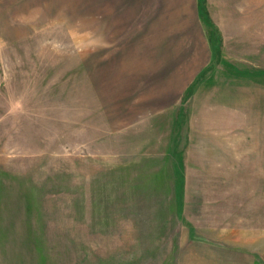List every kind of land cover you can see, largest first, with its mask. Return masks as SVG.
Listing matches in <instances>:
<instances>
[{
	"label": "rangeland",
	"instance_id": "1",
	"mask_svg": "<svg viewBox=\"0 0 264 264\" xmlns=\"http://www.w3.org/2000/svg\"><path fill=\"white\" fill-rule=\"evenodd\" d=\"M76 1L0 0V264H176L189 231L264 236V0H197L210 61L127 126L91 82L125 38Z\"/></svg>",
	"mask_w": 264,
	"mask_h": 264
},
{
	"label": "crops",
	"instance_id": "2",
	"mask_svg": "<svg viewBox=\"0 0 264 264\" xmlns=\"http://www.w3.org/2000/svg\"><path fill=\"white\" fill-rule=\"evenodd\" d=\"M75 5L90 7L89 21L100 32L125 38L115 47L122 61L91 63L92 86L113 117L110 125L127 116L122 126L132 120L134 125L153 123L154 114L161 116L184 98L210 61L197 0H90ZM215 230L189 231L180 241L176 264H264V236L245 237L239 231L226 236Z\"/></svg>",
	"mask_w": 264,
	"mask_h": 264
}]
</instances>
